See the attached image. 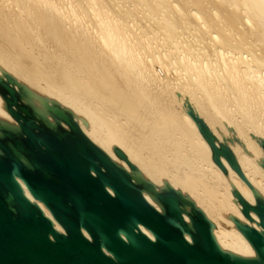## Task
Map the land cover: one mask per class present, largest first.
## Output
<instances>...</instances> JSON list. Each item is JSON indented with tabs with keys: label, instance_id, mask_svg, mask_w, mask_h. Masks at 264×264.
Masks as SVG:
<instances>
[{
	"label": "bare ground",
	"instance_id": "1",
	"mask_svg": "<svg viewBox=\"0 0 264 264\" xmlns=\"http://www.w3.org/2000/svg\"><path fill=\"white\" fill-rule=\"evenodd\" d=\"M5 74L39 112L53 103L70 111L119 166L129 171L114 148L158 189L169 184L192 200L224 250L255 256L233 222L261 230L233 191L250 204L254 195L226 160V173L212 161L187 112L227 142L264 198V0H0ZM0 122L16 125L1 96Z\"/></svg>",
	"mask_w": 264,
	"mask_h": 264
},
{
	"label": "water",
	"instance_id": "2",
	"mask_svg": "<svg viewBox=\"0 0 264 264\" xmlns=\"http://www.w3.org/2000/svg\"><path fill=\"white\" fill-rule=\"evenodd\" d=\"M0 96L16 123L0 122V264H264V198L227 142H219L190 106L187 114L209 145L212 161L226 173V160L254 195L250 204L233 191L244 218L261 228L233 218L255 252L252 258L224 250L214 224L192 200L169 184L158 189L119 148L114 153L129 171L115 163L70 111L53 103L39 112L26 102L27 90L7 74L0 76ZM259 144L264 151V139Z\"/></svg>",
	"mask_w": 264,
	"mask_h": 264
}]
</instances>
